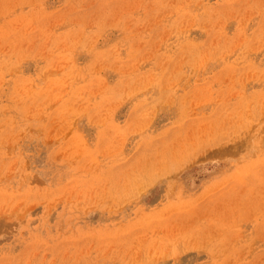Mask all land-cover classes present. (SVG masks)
Segmentation results:
<instances>
[{
	"label": "rangeland",
	"instance_id": "obj_1",
	"mask_svg": "<svg viewBox=\"0 0 264 264\" xmlns=\"http://www.w3.org/2000/svg\"><path fill=\"white\" fill-rule=\"evenodd\" d=\"M0 264H264V0H0Z\"/></svg>",
	"mask_w": 264,
	"mask_h": 264
}]
</instances>
